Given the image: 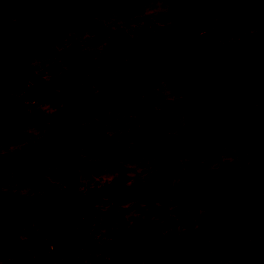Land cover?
<instances>
[{"label":"rangeland","instance_id":"rangeland-1","mask_svg":"<svg viewBox=\"0 0 264 264\" xmlns=\"http://www.w3.org/2000/svg\"><path fill=\"white\" fill-rule=\"evenodd\" d=\"M29 1L0 16V195L19 199L0 215V264H127L129 254L134 264H264V256L248 263L233 252L264 248V212L242 231L206 234L230 198L191 196L203 174L237 168L259 174L256 197L264 198V137L214 127L238 108L227 111L212 98L194 104L193 70L168 69L161 55L137 50L179 15V0H92L7 67L10 25ZM207 1L214 9L186 30L196 40L213 39L220 17L243 3L264 4ZM249 20L259 28L264 8ZM253 59L250 104L264 94L256 93L264 88V52ZM123 69L127 85L116 79ZM192 122L203 124L202 133L183 148L178 141ZM116 181L123 187L114 194ZM69 208L82 217L67 254L58 235ZM40 254L52 258L43 262Z\"/></svg>","mask_w":264,"mask_h":264},{"label":"water","instance_id":"water-1","mask_svg":"<svg viewBox=\"0 0 264 264\" xmlns=\"http://www.w3.org/2000/svg\"><path fill=\"white\" fill-rule=\"evenodd\" d=\"M22 0H0V14L14 6L18 5ZM92 0H35L19 21L13 22L10 25V30L14 34L9 48L7 49L8 57L5 59L7 67H11L19 60L25 47L34 40L40 38L43 32L49 28L62 15L68 13H80ZM211 9L209 3L203 0H183L180 6V13L186 18L193 21L199 20L200 17L206 14ZM169 34H161L156 40L141 44L138 49L143 54L149 51L163 48V40ZM176 36V35H172ZM264 37L262 35H252L249 38V46L258 43ZM177 38V36H176ZM185 49L187 58L191 61L195 75L191 84V100L194 104H200L206 98L218 100L223 95H231L237 92L242 80L251 81L252 73L247 70L242 63L232 65L229 57L232 54H221L214 47L207 45H198L191 42L182 44H172L164 50V53L169 57V68H176L180 64L172 60L173 56ZM184 64V62H182ZM117 82L120 85L126 84V76L119 74L116 76ZM36 89L32 88L29 94L32 95ZM255 117V125L264 133V101L259 107L252 110ZM245 113L238 117H232L228 120L218 118L213 126H223L230 128L237 121H241ZM185 131L178 141V145L186 146L190 142L197 139L203 130L201 122H192L185 126ZM233 180L232 185H227L228 181ZM247 179L238 177V173L234 170L229 173H222L216 176L212 173L204 174L200 182L191 190V196L202 198L213 194L215 191L224 190L231 203L234 205L233 211H219L214 222L206 225L204 231L206 234L213 232L224 231L227 228H232L235 231H240L249 225L257 222L261 212L264 210V200L253 199L250 195L252 188H247ZM250 180V179H249ZM251 182V181H250ZM252 182H254L252 180ZM255 183V182H254ZM251 185V184H249ZM123 187L121 181H116L113 185L112 192L116 194ZM248 203L246 211H240L241 206ZM19 204V199L10 192L0 196V214L9 215L11 208ZM82 211L79 209L69 208L63 218V225L59 230L58 245L59 251L64 253H72L74 245L71 242V237L74 234L76 223L81 219ZM157 238L151 239V246L158 244ZM233 252L245 261L250 263L256 262L263 258L264 248L262 247H236ZM42 260L48 261L51 256H41ZM127 264H134L135 258L129 254L126 258ZM68 264H80L78 262Z\"/></svg>","mask_w":264,"mask_h":264},{"label":"flooded vegetation","instance_id":"flooded-vegetation-1","mask_svg":"<svg viewBox=\"0 0 264 264\" xmlns=\"http://www.w3.org/2000/svg\"><path fill=\"white\" fill-rule=\"evenodd\" d=\"M24 1H26V0H22L18 5H20ZM33 1H35V0L29 1L28 7ZM203 1L206 3H209L211 5V9L206 13V14H208L210 11H212L214 9L216 2L214 1L215 2L214 3V2L207 1V0H203ZM232 1L236 2V3L246 2V0H232ZM179 2H180L179 6H181L183 0H179ZM243 4L245 6L244 8H242V7L237 8L236 7L231 12H227L226 14H224L220 17L219 21L222 22L223 24H222L221 28H217L219 26V24L216 25V28H217V30H219V32H218V34L214 35L213 39H211V37H210V38H205V39H201V40H196L192 37V35H189V34L187 35L188 32L186 33V30L190 27V25L196 24V23H201L204 20L206 14L202 15L199 20L193 21L192 19L186 18L183 15H181L180 7H179V15L173 16V18L169 21L170 22L169 26L164 27L162 29V31H160V33L157 34L156 37L149 39V40H146V41L142 42L141 44L147 43V42L152 41V40H156L160 37L161 34H167L168 33L169 35L163 40V45H162L163 48H158L156 50L149 51L147 53L148 55H146V56H149V54H151V53L152 54L156 53V54L161 55L164 58V60L166 61V66L168 69H169V67H168L169 66L168 65L169 64V57L167 54L164 53V50H166L167 47L172 45V44L178 45V44H182V43H186V42H191L193 44L207 45L210 47L217 48V49H219L218 51L221 54H232L228 60L230 62V64L236 65V64L242 63V65L247 70L249 69V71L252 73L253 79L251 81L242 80L236 93L231 94V95H223L218 100H216L219 102L221 108L226 107L227 111L231 107H233V109L238 108V110H236L232 114L228 115L227 117H220V118L223 120H228L232 117H238L239 115L245 113L244 118L241 121H237V123H235V125L231 126L230 128H238V129H243V130L251 129L252 132H254L255 134H257V135L259 134V135H262L264 137V133L256 127L255 117L252 114V110L255 107H259L264 101V94H262V96L260 95L262 92H264V88L261 89L260 91H256V93L260 95V97L256 101H251V104H250V100L248 99V97H251L250 89L248 86L250 83H252L253 81H255L258 78V71L255 67L256 61L253 59V55L255 54V52H258V51H262V53L264 52V37L258 43L252 44L250 46L248 45L250 42L249 38L252 35H255V34L262 35L264 33V23L261 24L259 26V28H255V26L252 25V22L249 20V17H252L254 15V13L256 12V7H260V9L264 8V4H262V5H257V4L255 5L254 4V5H249V6H247L246 3H243ZM18 5L14 6L13 8L9 9L8 11L3 12L2 14H0V16H3L6 13L12 11ZM76 14H78V13H68V14L62 15L58 20L66 17V16L76 15ZM23 15H24V13H23ZM23 15H22V17H23ZM58 20H56V21H58ZM172 35H176L177 38H176V36H172ZM138 47H137V50H139ZM140 53L142 55H144L142 52H140ZM172 60L175 62H178L180 65L176 68H170L171 70H193L194 71V67H193L191 61L187 58V55L185 53V49H182L180 51V53L174 55ZM182 62H184V64H182ZM124 71H125V69H123L122 74L126 76V85H127L128 76L126 74H124ZM32 88L36 89V92H37V87L34 86ZM35 93H33V94H35ZM256 93H254V94H256ZM243 102H246V104L242 106L241 104ZM225 104H227V105H225ZM67 109H69L68 106H67ZM190 145L191 144H188L186 146L188 147ZM182 147L186 148L185 146H182ZM232 170H234L238 173V177L240 176L241 178L247 179L246 180L247 188H252V186H255L254 190H252L250 193V195L252 196L253 199L264 200V198H257L256 197V192L259 188L258 182L260 181L259 180L260 176L258 173H255L253 176H249V175L245 174L243 172V170H241V169L236 168V169H232ZM232 170H229L228 172H222V173H229ZM255 175L257 178H254ZM252 179L255 183L252 182ZM233 180L234 179H231L230 181H228L227 185H232ZM249 184H251V185H249ZM218 191L224 192L227 195V193L224 190H218ZM216 192L217 191H215L213 194H211L209 196L202 197L201 199L205 200V198L211 197ZM16 206H14V207H16ZM247 206H248V203H244L241 206L240 211H246ZM223 210L233 211V210H235V207L231 203V207H222L220 211H223ZM263 212H264V210L261 212V214ZM10 213H11V211H10ZM0 215H5V214H0ZM250 226H252V225H249L247 227H250ZM230 229H232V228H230ZM242 230H244V229H242ZM239 247H253V246H239ZM234 248H236V247H234ZM42 255L43 256L44 255L48 256V255L40 254V256H39V259L41 261L46 262L45 260H42L40 258ZM50 256L52 258V255H50ZM248 263H250V262H248Z\"/></svg>","mask_w":264,"mask_h":264}]
</instances>
